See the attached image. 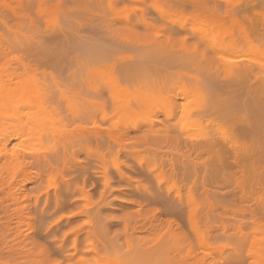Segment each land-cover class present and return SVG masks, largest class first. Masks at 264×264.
<instances>
[{
  "label": "rangeland",
  "instance_id": "obj_1",
  "mask_svg": "<svg viewBox=\"0 0 264 264\" xmlns=\"http://www.w3.org/2000/svg\"><path fill=\"white\" fill-rule=\"evenodd\" d=\"M0 77V264H264V0H0Z\"/></svg>",
  "mask_w": 264,
  "mask_h": 264
},
{
  "label": "bare ground",
  "instance_id": "obj_2",
  "mask_svg": "<svg viewBox=\"0 0 264 264\" xmlns=\"http://www.w3.org/2000/svg\"><path fill=\"white\" fill-rule=\"evenodd\" d=\"M230 17H231V16H230ZM217 18H218V17H217ZM227 18H228V17H227ZM217 20H218V19H217ZM231 20H232V19L229 20V24H230ZM227 21H228V19H227ZM234 21H235V20H234ZM216 22H217V21H216ZM221 24H222V23H221ZM222 25H223V24H222ZM230 25H231V24H230ZM246 64H247V63H246ZM243 65H244V66H243ZM247 65H248V67L250 66L249 68H251V65H252V68H254V66H255V65H253V64H247ZM247 65H246V66H247ZM241 66H243L245 70L242 69L243 73L240 74L241 71L238 69V70H239L240 77H241L242 74L244 75V78H245V77H246V78H247V77H248V78L253 77L254 74H252V72L255 73V72H256L255 69H253V70H255V71H253V70H251V69H248L247 67H246V68H247V69H246L244 63L241 64ZM243 67H242V68H243ZM256 68H257V67H256ZM256 73H257V72H256ZM250 74H251L252 76H251ZM13 75H14V74H12V76H13ZM255 75H256V74H255ZM255 75H254V76H255ZM10 76H11V75H10ZM15 76H16V78H17V77H20V76H17V75H15ZM15 76H14V77H15ZM249 76H250V77H249ZM0 78H1V77H0ZM16 78H15V80H16ZM17 79H18V78H17ZM19 79H20V78H19ZM19 79H18V80H19ZM21 79H22V82L24 83L25 87H29V86H26V85L29 84V83L27 82L28 80H25V79H23L22 77H21ZM0 80H2V79H0ZM13 80H14V79H13ZM23 80H25V81H23ZM9 81H10V80H9ZM31 81H32V80H31ZM18 82H21V81H18ZM22 82H21V83H22ZM25 82H26V83H25ZM4 85H5V86H4ZM4 85H1V89H2V90H1V96H2V97L0 96V97H1L0 102L4 101V102L6 103V105H7V106H6V105H4V106H5V107H11V108H12V114H15V116H17V111H13V110H14L13 104H15V106H16V103H14L15 101L18 102V101L26 100L27 97H28L27 94H28V90H29V89L24 88V87H20V86H10V84H9L8 86H7L6 84H4ZM118 85H120V84H118ZM3 86H4V88H3ZM123 88H124V87H123ZM125 88L127 89V87H125ZM125 88H124V89H125ZM31 90H32V89H31ZM34 93H36V92L34 91ZM129 94H130V93H129ZM129 94H128V96H129ZM34 95H35V94H34ZM36 95H37V94H36ZM38 96H39V95H38ZM39 97H40V96H39ZM41 98H42V97H40V99H39V98L37 99V97H36V99H35V96H34V99H35L36 103H37L38 101L40 102V103H39V102L37 103L38 105L36 104V106H38V107H37L38 114H39V110L41 109V108L39 109V107H45V106H42V105H41V101H40V100L43 99V98H42V99H41ZM37 100H38V101H37ZM9 102H11V105H10V106H9ZM46 102H47V101H46ZM12 103H13V104H12ZM48 103H49V102H48ZM48 103H46V106L48 105ZM0 104H2V103H0ZM21 104H22V103H21ZM39 104H40V105H39ZM42 104H43V103H42ZM22 105H23V104H22ZM25 106H26V105H25ZM16 108H17V107H16ZM49 108H50V106H49ZM52 108H53V107H52ZM52 108H50V109H52ZM17 109H20V108H17ZM42 109H44V108H42ZM42 109H41V110H42ZM53 109H54V108H53ZM37 110H36V112L33 111V110H30V111H29V115H30L31 117H34V116H36V117H37V116H40V114H39V115H38V114L36 115ZM41 110H40V111H41ZM48 110H49V109H48ZM48 110H47V111H48ZM43 111H45V110H43ZM20 114H22L21 111H20ZM20 114H18V116H21ZM41 114H42V111H41ZM22 115H23V114H22ZM42 115H43V118H44V116H46V117H45L46 119L48 118V123H49V122H50V120H49V119H50V118H49V115H48V116L45 115V114H42ZM24 117H25V116H24ZM50 117H51V116H50ZM20 118H21V117H20ZM26 118H27V117H26ZM37 118H38V117H37ZM43 118L41 117V120H42ZM51 118H52V117H51ZM46 119H45V120H46ZM32 120H33V118H32ZM46 121H47V120H46ZM46 121H45V122H46ZM28 122H29V120H27V123H28ZM30 122H31V121H30ZM31 124H32V126H33V123H32V122L29 123L28 125L30 126ZM40 124H41V123H40ZM51 124H52V123H51ZM53 124H54V123H53ZM28 125H27V126H28ZM38 125H39V124H38ZM38 125H35V127H36V126L38 127ZM41 125H43V124H41ZM41 125H40V126H41ZM49 125H50V124H49ZM49 125H48V127H50ZM29 126H28V128H30ZM40 126H39V127H40ZM33 127H34V126H33ZM45 127H46V126H45ZM38 129H39V128H38ZM231 139H232V138H231ZM208 140H209V141L207 142L206 147H207V149L209 150V147H210V149H212V147H211L212 143H211V139H208ZM231 141H232V142H231ZM231 141H230V139H229V143H232L233 146L235 145V148H234V151H235V150L237 149V147H236L237 142H236L234 139L231 140ZM213 144H214V143H213ZM212 146H213V145H212ZM193 147H195V146H193ZM250 153H251V152L249 151V154H250ZM247 154H248V152H247ZM249 154H248V155H249ZM252 154H253V153H252ZM250 155H251V154H250ZM250 155H249V157H250ZM252 156H253V155H252Z\"/></svg>",
  "mask_w": 264,
  "mask_h": 264
}]
</instances>
